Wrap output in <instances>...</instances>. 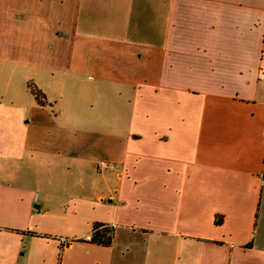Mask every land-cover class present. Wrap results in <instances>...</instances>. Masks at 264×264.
<instances>
[{
	"label": "crops",
	"instance_id": "obj_1",
	"mask_svg": "<svg viewBox=\"0 0 264 264\" xmlns=\"http://www.w3.org/2000/svg\"><path fill=\"white\" fill-rule=\"evenodd\" d=\"M0 264H264V0H0Z\"/></svg>",
	"mask_w": 264,
	"mask_h": 264
},
{
	"label": "trees",
	"instance_id": "obj_2",
	"mask_svg": "<svg viewBox=\"0 0 264 264\" xmlns=\"http://www.w3.org/2000/svg\"><path fill=\"white\" fill-rule=\"evenodd\" d=\"M32 90L36 99L40 101L41 100L40 98L42 97L40 90L36 89L35 87ZM215 222L219 223L220 219L216 218ZM98 225L99 223H97L95 226L98 227ZM111 240H112V229L106 227L93 232L91 238L89 239V241L91 242L103 244V245H109L111 243Z\"/></svg>",
	"mask_w": 264,
	"mask_h": 264
},
{
	"label": "rangeland",
	"instance_id": "obj_3",
	"mask_svg": "<svg viewBox=\"0 0 264 264\" xmlns=\"http://www.w3.org/2000/svg\"><path fill=\"white\" fill-rule=\"evenodd\" d=\"M34 87H35V86H33V87L30 86L31 89H33ZM32 91H33V90H32ZM100 151H102V150H100ZM98 154H99V156H102L100 159H101V161H103V159H102V158H104V157H103V154H101V153H98ZM99 162H100V161H99Z\"/></svg>",
	"mask_w": 264,
	"mask_h": 264
},
{
	"label": "built area",
	"instance_id": "obj_4",
	"mask_svg": "<svg viewBox=\"0 0 264 264\" xmlns=\"http://www.w3.org/2000/svg\"><path fill=\"white\" fill-rule=\"evenodd\" d=\"M100 228H101V227H96V228L93 230V232L99 230ZM90 238H91V236L88 237V239H90Z\"/></svg>",
	"mask_w": 264,
	"mask_h": 264
}]
</instances>
